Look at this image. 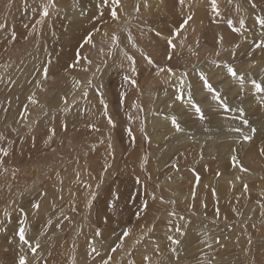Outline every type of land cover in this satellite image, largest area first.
Listing matches in <instances>:
<instances>
[{
    "label": "rangeland",
    "instance_id": "374dc122",
    "mask_svg": "<svg viewBox=\"0 0 264 264\" xmlns=\"http://www.w3.org/2000/svg\"><path fill=\"white\" fill-rule=\"evenodd\" d=\"M167 2L172 0H121L119 19L113 20L112 0L107 5L101 0H0V252L4 244H19L4 256L0 253V264H19L21 256L27 264H81L82 258L91 264L96 257H111L110 264H162L165 260V264H264V96L251 83L252 79L261 83L264 77L257 66L248 67L263 56L257 45L264 41V29L258 23V18H264V0H253L255 8L248 0H217L219 15L211 0H184L172 14L167 12ZM189 15L193 19L181 28ZM172 19L176 25L170 23ZM228 20L232 29L240 28V20L244 27L230 36L223 30L212 34L210 23ZM246 25L255 29L246 32ZM113 33L116 42L111 39ZM90 34L91 45L85 42ZM162 35L166 39L160 40ZM167 37L175 48L162 59V47L169 46ZM230 53L236 54L233 61L241 63V71L251 76L243 89L234 81L222 87L215 83V88L221 96L228 92L222 97L230 109H244L248 125L236 110L223 113L218 101L207 98L208 92L199 86L200 72L208 75L212 68H218L216 73L221 66H236L228 60ZM45 66L48 81L41 76ZM173 82L177 86L184 82L187 96L182 99L188 98L189 85L202 93L198 98L193 93V99L200 101L205 116L219 112L203 122H217L224 115L231 122L206 130L192 122L199 117L194 110L191 119L179 122L191 140L198 139L193 143L201 145L202 159L185 155L190 140L183 149L175 142L163 160L154 152L153 142L158 148L168 145L166 135L160 143L153 141L149 131L155 115L172 114L160 110L162 104L170 102L183 114L191 113V105L181 106L178 93H165ZM29 96L38 103H31ZM109 117L115 126L108 123ZM251 128L256 129L254 135ZM245 135L252 139L245 141ZM43 142L50 153L32 154ZM251 143L254 158L248 163L260 169L250 166L238 172L232 167L239 163L232 157L239 161L244 150L239 148ZM166 181L173 184L168 189L186 187L194 195L184 192L180 197L179 191H166ZM39 191V209L33 207V198H22ZM68 191L79 197L77 204L71 203ZM195 195L203 196L202 207L198 203L193 207ZM168 212L172 216L165 219ZM20 227L25 228L28 244L19 240ZM97 230L100 236L95 235ZM125 231L128 236L123 235ZM169 236L180 243L174 244ZM38 239L40 248L33 253L31 247Z\"/></svg>",
    "mask_w": 264,
    "mask_h": 264
},
{
    "label": "bare ground",
    "instance_id": "6f19581e",
    "mask_svg": "<svg viewBox=\"0 0 264 264\" xmlns=\"http://www.w3.org/2000/svg\"><path fill=\"white\" fill-rule=\"evenodd\" d=\"M169 1H171V0H169ZM243 4H245V3H243ZM246 5V4H245ZM247 6V5H246ZM167 7L169 8V10H167V12L168 13H170V14H172V13H175L176 12V10H177V8H179V7H181L182 8V6L179 4V0H172V2H167ZM162 8V7H161ZM184 8V7H183ZM163 9V8H162ZM164 10V9H163ZM166 10V9H165ZM252 15H249V17H251ZM171 18H175V17H171ZM252 18V17H251ZM253 20H254V18H253ZM170 23H173V24H175L176 25V22H175V20H171V22ZM246 23V22H245ZM250 25L252 24V21H251V23H249ZM254 24V23H253ZM180 25V24H179ZM247 27H249L247 30H246V32H249V31H253L255 28H253V27H251L250 28V26H248V25H246ZM175 28H176V26H175ZM179 28V27H178ZM262 30L264 29V28H261ZM210 30L212 31V34H215L216 35V33L217 34H219L220 32H217V31H219V30H223V32L226 34V35H228V36H230V35H232L234 32H233V29H232V26H231V28L228 26V23H226V22H223V23H218V22H213V23H210ZM209 30V31H210ZM95 31V30H94ZM210 31V32H211ZM222 32V31H221ZM262 32V31H261ZM257 33V32H256ZM259 33V32H258ZM89 34V33H88ZM240 34V33H239ZM246 34V33H245ZM91 35V34H90ZM176 35V34H175ZM234 35V34H233ZM247 36H249L248 35V33H247ZM171 38H172V36H170ZM254 37L256 38V40H259V38H258V35H254ZM93 39V38H92ZM162 39H166L165 38V36L163 37V35L162 36H160V40H162ZM167 39H169L168 37H167ZM234 39V38H233ZM255 40V41H256ZM234 42V41H233ZM165 43V42H164ZM249 43H251L250 41H249ZM89 45H91V43H89ZM247 45V44H246ZM247 46H249V45H247ZM256 49V48H255ZM254 49V50H255ZM239 52V51H238ZM244 52V51H243ZM235 53V52H234ZM259 53V52H258ZM160 54H161V58L162 59H167L168 57H170L172 54H173V50H172V47H170V46H163L162 47V50L160 51ZM231 55H230V57L228 58V60L229 61H233V58H234V56H236V54H232V53H230ZM261 54H263V56H261V57H259L258 58V60H255V61H252L251 62V64H255V66H257L256 68L259 70V69H262V68H264V51H262L261 52ZM78 57H79V55H78ZM81 57V56H80ZM251 57V56H250ZM76 58V57H75ZM256 59V58H255ZM262 59V61H259V60H261ZM82 60V59H81ZM253 60V59H252ZM245 61V60H244ZM233 62H235L236 63V66L234 67V66H232V67H234L235 69L237 68L239 71H241V69H240V64L237 62V61H233ZM232 63V62H231ZM245 63V62H244ZM247 64V63H246ZM248 65H249V63H248ZM243 67V66H242ZM249 67V66H248ZM220 68V70H218L216 73H214V71L215 70H217L218 68H212V70H209L208 71V75H207V77H208V79H209V81H210V83L214 86V87H216L217 86V84H221V87L222 86H224V85H227V83H229V82H233V80H232V78L231 77H229V75H228V73H227V67L226 66H221V67H219ZM257 69H254L255 71L257 70ZM252 70V69H251ZM254 71V72H255ZM259 72V71H258ZM253 73V72H252ZM256 73V72H255ZM227 74V75H226ZM226 75V76H225ZM42 77H43V75H41ZM222 76V77H221ZM260 76L262 77H264V73H261L260 74ZM49 78V77H48ZM45 79V78H44ZM46 81H48L47 79H45ZM50 81H51V79H50ZM43 82V81H42ZM52 82V81H51ZM54 82H56V80L55 81H53L52 83L54 84ZM198 82H199V86H200V88L201 89H204L206 92H207V90L203 87V85H202V81H199L198 80ZM215 83H217V84H215ZM234 83H236V82H234ZM261 83L264 85V78L262 79V81H261ZM48 84V83H47ZM238 84V83H237ZM228 86V85H227ZM38 87V86H37ZM248 87H251V86H248ZM64 88V87H63ZM228 88V87H227ZM238 88H241L240 86H238ZM252 88V87H251ZM177 89H179L178 90V92H177ZM236 88H233L232 90H235ZM170 90V91H169ZM232 90H230V91H232ZM167 91H169L168 92V94H171V92L173 93H175V94H177L178 93V97H179V99H182L183 97L185 98V96H187V90H186V87H185V84H184V82H182V85L180 84V85H175V83L173 82V83H169V87L165 90V93L167 92ZM222 91H223V89H222ZM220 92V91H219ZM192 93H194L195 95H197V98H198V95H199V93H197V91L195 90V91H192ZM228 92H226L225 94H223L222 96L225 98V95L227 94ZM201 94L202 93H200V95H199V97L201 96ZM209 94V96L210 97H207V98H209V99H212V95L210 94V93H208ZM261 95H263L264 96V94L263 93H261ZM222 97V98H223ZM223 98V100L224 101H226L225 99ZM162 100V99H161ZM163 101H166V99H163ZM172 102V101H171ZM199 102V106H200V101H198ZM219 103V102H218ZM187 105H190L189 104V102H188V98H186V100L185 99H182L181 100V106H187ZM177 106V105H176ZM217 108L218 106H216V105H213V106H211V108ZM161 108V109H160ZM159 109L160 110H164L166 113H169V112H172V114H170L169 113V115H167L166 117H162V116H154L153 118H151L150 119V125H149V131L150 132H152V135H153V141L154 140H157V141H159L160 142V139L162 140L163 138L162 137H164L163 135H166V137H167V146L164 148L163 146H161V147H159L158 148V146L157 145H155V142H153L154 143V145H153V147H154V152H155V154L156 155H158L159 157H161L162 158V160L166 157V151H168V154L171 152V149H172V147H174L175 146V142H177V144L176 145H178L179 146V148H182L183 149V146H185V144L187 143V142H189V140H190V142H192V143H190V146H189V148L188 149H186L185 151H187V154H185V155H187L188 157H192V156H194V155H196V157L198 158L199 157V155H200V157H201V152L202 151H199L198 149H199V146H201L200 144H198L197 145V143H193V140L196 138V137H194V139H190L191 137L189 136L188 137V131L187 130H183L182 132H176L175 131V128L173 127V125H172V123H171V119H172V117H173V115H175V116H177V117H175L176 119H177V121L178 122H182L183 123V121H185L187 118H189V119H191V117L192 116H194L193 115V108L192 107H190L189 106V110H191V113H184L183 114V111H182V109L181 108H179V106H178V110H176L175 109V105H171V103L170 102H166V103H164V104H162V106L160 107ZM210 108V106L208 107V109ZM158 109V110H159ZM195 111V110H194ZM263 112V111H262ZM157 113H158V111H157ZM213 113H219L218 111L217 112H212V111H209V113L207 114V116L206 117H208V115L210 116V117H208V120H210L213 116H212V114ZM223 113H225V114H227V113H229L228 111L227 112H223ZM261 113V112H260ZM221 114H222V112H221ZM263 114H264V112H263ZM222 115H224V114H222ZM212 116V117H211ZM218 116V115H217ZM224 116H226V115H224ZM224 116L222 117V118H220V119H215V120H218L217 122H213V123H211L212 121H210L209 123H207L206 121V123L205 122H203V121H201V120H198V118L199 117H197L196 118V120H195V118H193V123H195L196 124V126L198 125V126H200V127H202V128H205L206 130H208V129H215V128H212V127H210V126H229L230 125V123L231 122H229V121H227L228 119H226V118H224ZM210 118V119H209ZM216 118V117H215ZM154 119V122H152V120ZM188 120V119H187ZM188 123V122H187ZM264 123V122H263ZM180 124V123H179ZM262 124V123H261ZM181 125V124H180ZM187 126V125H186ZM194 126V124L192 125V127ZM196 126H194V127H196ZM181 127H182V125H181ZM188 127V126H187ZM191 127V126H190ZM183 128V127H182ZM220 128V127H219ZM222 128V127H221ZM62 130V129H61ZM197 130V129H196ZM199 130V129H198ZM197 130V131H198ZM224 130V129H223ZM62 132V131H61ZM200 132V131H199ZM64 133V132H63ZM193 133H195V131L193 132ZM191 134V136H194V134ZM77 134V133H76ZM196 134V133H195ZM184 135V136H183ZM197 135V134H196ZM56 136V135H55ZM59 137V136H58ZM64 137V136H63ZM62 137V138H63ZM73 138V137H72ZM66 139V138H65ZM197 139V138H196ZM198 140V139H197ZM258 140V139H257ZM256 140V142H254L255 144L256 143H258V141ZM161 143V142H160ZM46 142L44 143H42V145L40 146V147H38V150H36V148H37V146H35L34 147V149L36 150V151H32L31 149H30V152L32 151V154H37V156L39 155V157H41V156H44V154H48V153H50V152H45V148H46ZM264 144V143H263ZM235 146V145H234ZM57 147V146H56ZM55 148V147H54ZM254 148L255 147H253L252 146V143H251V145H249L247 148H239V149H244V150H242L241 152H243L242 153V157H240V160L238 161V163L239 164H237V163H235L236 165H234L232 168H234L235 170H237L238 172H241V171H243L242 170V168H247V167H250L251 165L248 163L249 162V160H253V158H254V152H252L253 150H254ZM181 151H183V150H181ZM220 151V150H219ZM205 152V151H204ZM218 152V151H217ZM230 152V151H229ZM252 152V153H251ZM251 153V154H250ZM241 154V153H240ZM172 155V154H171ZM181 155V154H180ZM210 155V154H209ZM36 156V157H37ZM28 157H30V156H28ZM177 157L179 158V154H177ZM187 157V158H188ZM202 157H203V155H202ZM249 157V158H248ZM31 158V157H30ZM33 158H35V156L33 157ZM89 158V161H91L92 159H91V157L89 156L88 157ZM42 159V158H41ZM206 158H204V160H205ZM184 160V159H183ZM185 160H188V159H185ZM184 160V161H185ZM210 160V159H209ZM167 161H168V159H167ZM85 162V161H84ZM187 162V161H186ZM194 162V161H193ZM163 163V162H162ZM187 163H189V162H187ZM217 163V162H216ZM215 163V164H216ZM214 164V163H213ZM163 165V164H162ZM201 165V164H200ZM207 165V164H206ZM224 165V164H223ZM218 166V165H217ZM231 166V165H230ZM171 167H173V166H171ZM202 167V166H201ZM200 167V168H201ZM204 167V166H203ZM212 167V166H211ZM223 167V166H222ZM251 167H253V166H251ZM215 168V167H214ZM224 168H225V166H224ZM254 169H260V168H257V167H253ZM216 169V168H215ZM172 170H173V168H172ZM190 171V170H189ZM212 171V170H211ZM233 171V170H232ZM192 172V171H191ZM215 172V171H214ZM225 172V171H224ZM210 173V172H209ZM216 173V172H215ZM233 173H234V171H233ZM244 174V173H243ZM247 174V173H246ZM209 175V174H208ZM217 175V174H216ZM225 175H227V174H225ZM196 176V175H195ZM206 176V175H205ZM234 176V175H233ZM231 177V176H230ZM235 177H237V175L235 176ZM242 177H243V175H242ZM205 178V177H204ZM244 178V177H243ZM178 179V178H177ZM193 179V178H192ZM233 179V178H232ZM175 180V179H174ZM173 180V181H174ZM208 180V179H207ZM235 180V179H234ZM249 180V179H248ZM186 181V180H185ZM247 181V180H246ZM167 183H164V185H167L168 184V181H166ZM182 182V181H181ZM187 182V181H186ZM190 182H192V181H190ZM211 182V181H210ZM209 182V183H210ZM234 181H232V183H231V185H233L234 186V184H236V183H233ZM248 182V181H247ZM209 183L207 182V184H208V186H210L211 187V190L213 191V189H212V186H211V183H210V185H209ZM171 184V183H170ZM169 184V185H170ZM176 184V183H175ZM174 184V185H175ZM180 184V183H179ZM188 184V183H187ZM194 184H195V182H194ZM221 184H222V182H221ZM227 184V183H226ZM169 185H167L166 187H165V189H166V191H168V190H170L171 191V193L172 192H180L181 193V196L180 197H182V194L185 192V194L186 195H190L191 196V194L193 195V193L191 192V189L190 190H184L185 188H183V189H180V187L178 188V187H175V189H173V190H171V189H168V186ZM191 185V184H190ZM203 185V184H202ZM212 185H213V183H212ZM217 185V184H216ZM223 185V184H222ZM228 185H230V184H227V186ZM264 185V184H263ZM83 186H84V189L86 188V184L84 185L83 184ZM83 186H81L80 188H82V190H83ZM171 186H173V184H171ZM179 186V185H178ZM193 186V185H192ZM199 186V185H198ZM221 186V185H220ZM69 187H71V185L69 186ZM76 187V186H75ZM205 187H207L206 185H205ZM218 187V186H217ZM222 187V186H221ZM230 187V186H229ZM77 188H79V187H77ZM79 188V189H80ZM71 189V188H70ZM74 190L76 189V188H73ZM164 189V190H165ZM187 189V188H186ZM205 189V188H204ZM210 189V188H209ZM49 191V190H48ZM46 192V191H45ZM69 192L70 191H68V193H67V195L69 194ZM76 192V191H75ZM200 192H201V189H200ZM235 192V191H234ZM166 194H167V192H165ZM170 193V194H171ZM202 193V192H201ZM41 194V192L39 191V192H35V193H29V194H27V197H25V195H24V197H22L23 198V200L24 199H27V198H33L34 200H33V204L32 205H34V204H36V203H38L39 202V200L41 201V198L38 200V202H36L37 201V197L39 196ZM43 194V193H42ZM197 194V193H196ZM199 194V193H198ZM203 194V193H202ZM212 194V193H211ZM36 196V197H34V196ZM44 195H45V193H44ZM63 195V194H62ZM71 197H70V201H71V203L73 202L74 203V205L75 204H77V198H79L77 195H73V194H69ZM173 195V194H172ZM201 195V194H200ZM200 195H195L194 196V198H193V201H192V203H193V207H195L196 206V204L198 203V205L200 206V207H202L203 206V204H204V200H203V196H200ZM206 195V194H205ZM253 195V194H252ZM69 197V196H68ZM234 197H236V196H234ZM189 198V197H188ZM188 198H187V202H191V200H188ZM183 199H185V197L183 198ZM191 199V198H190ZM208 199V198H207ZM233 200H234V198H233ZM170 201H171V199H170ZM185 201V206H187L186 205V202ZM46 202V201H45ZM161 202V201H160ZM173 202V201H172ZM208 202V201H207ZM182 203V202H181ZM51 205V203H49L48 204V206H50ZM181 205V204H180ZM197 205V206H198ZM47 206V207H48ZM73 206V205H72ZM184 206V207H185ZM71 207V206H70ZM75 208V207H74ZM44 211H47V209H45L44 208ZM190 211V210H189ZM27 213V212H26ZM193 213V212H192ZM19 214H20V212H19ZM99 214H101V211L99 210ZM26 215V214H25ZM170 216H172L171 215V213L170 212H168V213H166L165 214V219H170ZM185 217V216H184ZM200 217V216H199ZM25 218V216H23V218L22 219H24ZM186 218V217H185ZM188 218V217H187ZM205 218V217H204ZM65 219V218H64ZM180 219V218H179ZM44 220H46V218H44L43 219V222H44ZM175 220V219H174ZM184 220V219H183ZM207 220V219H206ZM182 221V220H181ZM58 222V221H57ZM178 223V222H177ZM56 225V224H55ZM54 225V226H55ZM178 225V224H177ZM165 226V225H164ZM163 226V227H164ZM197 227V226H196ZM196 227H195V229L194 230H196ZM165 228V227H164ZM166 228H168V227H166ZM14 230L15 229V227H13V228H10L9 226H8V230ZM160 229V228H159ZM199 230V229H198ZM219 231L221 230L220 228L218 229ZM208 231V230H207ZM164 232V231H163ZM197 233H198V231H196ZM162 233V232H161ZM186 233V232H185ZM196 233V234H197ZM201 234H200V237H201V235H203L202 234V232H200ZM29 235V234H28ZM39 235H41V233L39 234ZM164 235V234H163ZM43 237V236H42ZM195 237H197V236H194V238ZM203 238V237H202ZM20 242V241H19ZM37 242H40V240L38 239L37 240ZM36 242V243H37ZM150 242H152V241H150ZM161 242V241H160ZM17 243H18V241H17ZM17 243L15 244V246H13V245H6V244H4L3 245V249L1 250V256H4L5 255V251L6 250H9L10 248H14V249H16V247H18L19 246V244L17 245ZM33 243V242H32ZM22 244V243H21ZM151 244V243H150ZM32 245H35V243H33ZM153 245H155V244H153ZM12 246V247H11ZM111 246V245H110ZM21 247V246H20ZM143 247V246H142ZM150 246H148V248H149ZM115 248H117V246L115 247ZM115 248H113V249H115ZM144 248V247H143ZM146 248V247H145ZM150 249V248H149ZM151 249H152V247H151ZM11 250V249H10ZM143 250V249H142ZM116 251V250H115ZM114 251V252H115ZM145 251V249L143 250V252ZM148 251V250H147ZM152 251V250H151ZM19 253H21L20 251H18ZM24 252V251H23ZM114 252H112V255L114 254ZM153 252V251H152ZM141 253V255L143 256L144 254L142 253V252H140ZM10 254V256L12 257V255H11V253H9ZM13 254V253H12ZM16 254V253H15ZM91 253H89L88 255H90ZM138 254V253H137ZM147 254V253H146ZM163 255H165L164 253H163ZM96 257V256H95ZM144 257V256H143ZM146 257V256H145ZM79 259H81V258H79ZM94 259V258H93ZM90 260V259H89ZM88 260V261H89ZM100 260H102V261H104L103 260V258H95L92 262H91V264H96V263H98V262H100ZM165 260V259H164ZM202 260V259H201ZM81 261V264H87V260H84V258H82L81 260H79V262ZM13 263V262H12ZM11 263V264H12ZM166 263V260H165V262L164 263H162V264H165ZM217 263V262H216Z\"/></svg>",
    "mask_w": 264,
    "mask_h": 264
},
{
    "label": "snow or ice",
    "instance_id": "6c2138e0",
    "mask_svg": "<svg viewBox=\"0 0 264 264\" xmlns=\"http://www.w3.org/2000/svg\"><path fill=\"white\" fill-rule=\"evenodd\" d=\"M180 4L183 5L184 3V0H179ZM248 2L251 4V6L253 8L256 7L255 3L253 2V0H248ZM101 3L104 4V5H107L108 4V0H101ZM229 3H231V0H229ZM112 4L114 5V7L110 8V15H111V18L113 20H118L119 19V15H118V9L121 7V0H112ZM145 7L147 6V4L145 3L144 5ZM211 7L213 9V11L216 13V15H219L220 12H219V8H218V5H217V0H211ZM136 11L139 12L140 11V6H137L136 7ZM48 7L45 6L43 8V16H48ZM81 15H84V13L82 12ZM102 15V14H101ZM193 19V16L192 15H189L184 21L183 23L181 24V28H183L184 26L188 25V23ZM42 22V21H41ZM227 23L229 24V26L231 27L232 26V21L231 20H228ZM258 23L259 25L261 26V28H264V18H258ZM240 24V28H243L244 27V21L243 20H240L239 22ZM240 28H233V31L235 32H239L240 31ZM195 29H193L194 31ZM157 35H160V33H156ZM105 35H107V33H105ZM262 35H264V33H262ZM15 38L14 34H13V39ZM131 39V37H129ZM111 39L113 40V42H116L118 40V37L113 33ZM220 42L222 43L223 42V37H220L219 38ZM92 41V37L91 35L87 36L85 38V42L86 43H91ZM168 45L172 48H175V44L173 43V40L172 39H168ZM95 45H93L94 47ZM258 48H261L262 51H264V41L261 42V44L257 45ZM217 55H219V52L217 53ZM147 59V62L149 64H152L153 61L150 57H145ZM129 59H132L131 57H129ZM50 63V61H49ZM70 66H74V65H70ZM255 67V64H249V69ZM133 71H135V68L132 69ZM160 71H164V69H160ZM169 72H172V69H168ZM262 73H264V68H262L260 70ZM227 73L228 75L232 78V80L236 83L239 84V86L241 87V89H243V86L246 82V79H248L250 76H251V73L250 72H244V71H239L238 69H235L234 67L232 66H227ZM186 75V74H185ZM43 77L45 79H47L48 77V67L45 66L43 67ZM199 78L200 80L202 81V85L203 87L207 90L208 93H210L212 95V99L213 100H216L219 102V106L222 107L225 111H233V110H236L239 112V116L240 118L242 119V122L244 125H248L249 124V121L247 119L244 118L245 116V112H244V109L243 108H239V109H230L229 108V105L227 103L224 102L222 96H221V93L210 83L207 75L203 72H200L199 73ZM251 83L255 89V92L256 93H264V87H262V83H258L256 81V79H252L251 80ZM86 95V93H85ZM179 98V97H178ZM29 101L33 104H36L38 103V101L35 99L34 96H29L28 97ZM188 102L189 104L191 105V107L195 110V113L199 116V119L200 120H205L206 119V116L202 110V108L199 106L198 103L195 102V100L193 99V93H192V86L189 85L188 86ZM101 103L103 104L104 101L101 100ZM107 108V105H105V109ZM105 115H107V111H105L104 113ZM108 123L115 126L114 125V121L112 120L111 117L108 118ZM171 123L173 125V127L175 128V131L176 132H182L183 131V128L181 127V125L179 124V122L177 121V119L175 117H172L171 119ZM236 131H240V129H235ZM252 135L255 134L256 132V129L255 128H251L250 129ZM252 135H245L243 137V139L245 141H250L252 139ZM146 139L148 138L147 136L145 137ZM109 147H111V145H109ZM0 151H3L2 149H0ZM4 155L7 156L8 153L7 152H4ZM261 155H264V150H261ZM202 154H201V159H202ZM232 159L234 161H237L238 162V158L233 156ZM179 170V169H177ZM243 171H248L247 168H242ZM220 173L218 172L217 173V176H219ZM238 178V177H237ZM199 180V176L197 175V181ZM245 190H247V185H245ZM194 195V193H193ZM154 198V197H153ZM34 208L36 209H39L40 205L37 203V204H34L33 205ZM174 214V213H173ZM217 215H219V212L217 211ZM96 236H100L101 233L99 230L96 231L95 233ZM124 236H128L129 233L127 231H125L123 233ZM18 236H19V240L23 243V244H28L29 241L26 239L25 237V228L24 227H20L19 228V231H18ZM169 240H172V242L174 244H179L180 241L179 240H174L171 236L168 237ZM216 243H219V238H217L216 240ZM249 244H251V239H249ZM31 247V246H30ZM40 248V244L39 242L36 243L35 247H31V251L33 253H36L37 249ZM116 249H112V251L114 252ZM93 252H96V249L93 248L92 249ZM171 251L173 253L176 252V249L173 248L171 249ZM97 255H99V253H97ZM111 262V257H109L108 259L104 260L102 262V264H110ZM19 264H27L26 262V259L24 256H21L19 258Z\"/></svg>",
    "mask_w": 264,
    "mask_h": 264
}]
</instances>
